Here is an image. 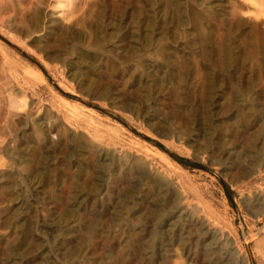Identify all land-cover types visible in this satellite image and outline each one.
Instances as JSON below:
<instances>
[{"label": "rangeland", "instance_id": "374dc122", "mask_svg": "<svg viewBox=\"0 0 264 264\" xmlns=\"http://www.w3.org/2000/svg\"><path fill=\"white\" fill-rule=\"evenodd\" d=\"M33 1L32 11L30 0H0V51L10 66L0 75V264H12L13 253L23 264H204L195 244L189 256L172 246L156 262L137 254L129 263L132 246L160 236L163 200L151 193L119 203L132 179L127 156L182 179L189 200L199 198L231 233L235 264L245 263L240 255L264 264V207L247 204L264 198V120L241 128L246 113L264 110V48L247 54L264 38V0ZM120 21L131 27L122 42ZM10 90L27 97L24 111L9 107ZM234 126L246 141L232 142ZM103 142L112 160L96 158ZM218 144L240 145L221 158ZM100 169L103 189L92 185ZM77 190L88 196L72 208ZM114 201L129 228L112 220Z\"/></svg>", "mask_w": 264, "mask_h": 264}, {"label": "bare ground", "instance_id": "6f19581e", "mask_svg": "<svg viewBox=\"0 0 264 264\" xmlns=\"http://www.w3.org/2000/svg\"><path fill=\"white\" fill-rule=\"evenodd\" d=\"M17 1H18V3H21L23 0H17ZM56 1L59 4L62 2H65L66 4H70V0H56ZM130 1H132V0H130ZM28 3H30L28 5L32 6V11L35 10L34 9V5H35L34 1L30 0V2H28ZM21 4H23V3H21ZM59 7H60L61 12H62L63 6H59ZM128 23H130V22L129 21L128 22L120 21V25L122 26L121 28H123V29L127 28V30H125L126 32L125 31L122 32L121 39H119L118 42H122L124 39H126L128 37V35L130 33L129 30L131 29V27H129V29H128V26L130 25L129 24L127 26ZM260 36H258V35L256 36L257 40L259 37V40H258L259 43L258 44L254 43V42L247 44V48H248L247 54L250 55L251 57L257 51H259L260 48H264V44H261L262 42H264V38L260 39ZM1 52L2 51H0V75H3V74L6 75L7 72L10 70V66H9V63L5 60V56L3 55L4 53L2 52L3 53L2 54ZM232 70H233L232 78L235 79V76H236L235 73L237 72L238 69L236 67H233ZM227 77L231 78V73L228 74ZM14 82H15V80H14ZM8 83H6L5 87L9 85ZM12 95H13L12 90H10L9 95H8L10 97L9 107L12 109H15V110L17 108H19V109H21V111L22 110L24 111V108L27 107L26 106L27 97L25 95L21 96V97H14ZM257 96L258 95L256 94V96H254V97L256 98ZM261 96H262V94H261ZM239 101H241V100L238 99V97H236L234 99L233 107L237 106ZM260 111H261V109H260ZM235 116H236V114L234 113L233 117H235ZM50 119H52V118H49L47 120L51 124V123H53V121H49ZM243 119L245 122H241V128L249 129V128L253 127L255 124H257L259 121L264 120V110H262L261 112H258L257 114H253V115H248V113H246L244 115ZM64 120H65L66 124L67 123L70 124V121H69L70 118L68 120V118L66 119V117H65ZM64 120H63V122H64ZM263 126H264V124H263ZM68 127L70 128L72 126H68ZM240 133H242L240 131V129L237 126H234L233 130H232V138H233L232 142H236V140L238 139L239 136H241L243 138V141H246L245 135L244 134L240 135ZM202 135H204V133ZM262 138H264V135ZM251 140L252 141L249 142V144L253 142V139H251ZM98 141H100V140H98ZM101 141H102V139H101ZM0 142H1V140H0ZM259 142L262 143V140H260ZM1 143H3V141ZM245 144L246 143H244V145ZM107 145H108V143L103 142V144L102 143L99 144V146L94 150L95 151L94 153L96 154V158L99 161L112 160L113 156L110 155L111 153H108V151L106 150ZM239 145H237L235 147H231V148H225V147H223V145L218 144V147H214L212 149V152H213V154H217L219 157L223 158L225 156H229L230 154L232 155V153H233L232 151L234 149H236ZM242 148L244 149L245 146H243ZM110 149H111V147H110ZM245 150L249 152L248 149L245 148ZM114 151H116V150H114ZM261 151H262V154H264V147H263V150H261ZM0 153H1V151H0ZM125 158H128L130 161L124 165L123 171L124 172H131L132 173V179L130 178L131 181L126 184V190L121 193L119 203L124 204V202L126 203V201H127L128 203L132 202L134 204H137V202L143 201V199L146 198V195L151 194V193H153L152 195H156V197L162 198V200H163L162 205H161L162 207H160V209H159V211L161 212V216H159L160 223L158 225V230H156V233H158V235L160 234V236L157 237L155 235L150 240L151 243L148 241L149 242L148 244L140 245V243L138 242L139 244H137V245L135 244L134 247L132 246L130 252L127 253L128 257H129V263H135L134 261H136V258H133V256L136 257L137 254H138V256H139V254H141L140 257H138L137 259H140V260L144 259L145 261L147 260V262L149 261L151 263L156 262V260H159V259L164 257V254L162 252L170 251V248L172 246H179L178 249L182 251L183 255L189 256V255H191L190 245L195 244L197 246L198 250L203 252L204 260H206L204 264H235L234 263V257L232 258V256H233V254L237 255L238 249H237V247H235L234 243L231 241V233L227 230H224L219 225V223L214 219V215L212 214V212H210V210L201 203V200L199 198H197L195 200L193 199L194 201L189 200L188 193L186 191V187H185L182 179H180L179 177H176V176L173 177L172 175L165 174L163 170L160 171V167H159V170L157 169L158 167H156V169H153L155 165L152 168V166H150V163L148 162V158L147 159L145 157L142 159H136L135 158L134 160L130 156L129 157L127 156ZM256 160H257V158H256ZM260 160L264 161V157L260 158ZM2 164H3V160L0 158V165H2ZM239 167H241V166H239ZM44 168L45 167H43V169ZM97 173L98 174L100 173V175H98L96 177L97 182H92V185H94L98 189H101V188L103 189L104 185H106V183L108 182L106 180L108 173H106L102 169H100ZM34 184L35 183H33V185ZM86 196H88L86 193L77 190L71 196L72 208L80 205L83 202V200L86 198ZM133 198L136 201H133ZM117 202L118 201H114L111 204V206L113 207L111 209H115L114 212L116 213L112 217V220L114 221V223L115 222H123L127 218V217H125V216H127V215H125L126 211H124V209L126 207L124 205H122V206L119 205V203L117 204ZM247 204L251 208L257 207L258 209H262V207H264V198L261 195L256 194L252 198L250 203H247ZM262 212H263V210H261V212L259 213V216ZM143 218H145V217H143ZM119 224H121V223H119ZM67 225H68V227H70L69 226L70 222H68ZM128 226H126V224L123 222L121 228L127 229ZM165 227H169V230L165 229ZM87 228H89V226H87ZM123 229H121V233H127L128 232V231L122 232ZM155 229H157V225H156ZM128 230L131 231L132 229H128ZM117 231H120V228H117V230L115 232H117ZM140 231H144V230L142 229ZM141 233H143V232H141ZM103 234H105V235H103ZM106 234H107V231H104L102 228H99V230L97 231V236H99V237L100 236L101 237H107L108 235H106ZM134 234H137V233H134ZM118 235H119V233H118ZM125 243H127V241L125 239V236H123L120 244L125 245ZM131 245H132V243H131ZM88 251H90V247L87 246L83 250V254H85V257L87 255ZM11 252H13L12 249H11ZM13 254L15 256L12 257L10 260L6 261V263H12V264L17 263V262H19L20 264L26 263V260H25L26 257L24 254H15V253H13ZM198 255L199 254L197 253V256ZM37 258H42V255L38 254ZM240 258L243 262H245L243 264H247L245 255H243V256L240 255ZM178 259L182 260L183 256L179 255Z\"/></svg>", "mask_w": 264, "mask_h": 264}, {"label": "trees", "instance_id": "16d2710c", "mask_svg": "<svg viewBox=\"0 0 264 264\" xmlns=\"http://www.w3.org/2000/svg\"><path fill=\"white\" fill-rule=\"evenodd\" d=\"M175 160L181 165L191 166L192 168L194 167V165H192V163H189V161L186 159L176 158Z\"/></svg>", "mask_w": 264, "mask_h": 264}]
</instances>
